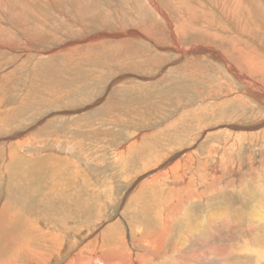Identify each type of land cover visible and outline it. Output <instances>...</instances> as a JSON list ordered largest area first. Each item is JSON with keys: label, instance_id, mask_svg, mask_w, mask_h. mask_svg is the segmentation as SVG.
<instances>
[{"label": "rangeland", "instance_id": "rangeland-1", "mask_svg": "<svg viewBox=\"0 0 264 264\" xmlns=\"http://www.w3.org/2000/svg\"><path fill=\"white\" fill-rule=\"evenodd\" d=\"M263 92L264 0H0V150L75 170L90 205L42 264H264ZM187 154L203 199L167 233L176 202L149 200L180 185L148 183Z\"/></svg>", "mask_w": 264, "mask_h": 264}, {"label": "bare ground", "instance_id": "bare-ground-1", "mask_svg": "<svg viewBox=\"0 0 264 264\" xmlns=\"http://www.w3.org/2000/svg\"><path fill=\"white\" fill-rule=\"evenodd\" d=\"M156 10L160 12L162 9L156 7ZM226 66L228 69H231L230 66ZM253 94L258 97L256 93ZM25 143H29L27 138L24 141L19 140L13 143V145L21 148ZM131 144L125 147L123 153H126L128 149H133L139 143L133 141ZM9 150V153H7L6 149L4 151L0 150V179L7 177L8 181L6 185V200L3 201L5 203L0 209V233L4 235V247L7 250L1 246L0 249H2V252H6L10 258L6 259L3 264L13 263L14 259L21 256L31 261L35 260V262L38 259L40 261L39 263L42 264V258L46 256L45 251H53L59 245L51 247L50 244H52L53 239L57 238L60 240L62 231L71 229L69 226L70 223L78 219V211H84L85 208L89 210L90 205L88 199L86 202L81 201V194L77 192L78 190L74 186L75 178L77 177L75 170L65 171L60 169L59 165L47 164L51 160L50 158L27 159L21 153H16V150L12 149V147H9ZM175 160H172L173 162L166 166L163 172H160L158 176L148 183L150 185H156L158 184L157 181L159 178H162L166 183L172 181L180 185V188H177L176 191L171 189L169 192V194L176 196L174 201H171L170 195L168 197L166 196V198L155 197L149 200V202L153 203L149 204V208L156 209L163 207V209L155 212L156 217L162 216L168 207L167 203L176 202L174 211L169 213L165 219L167 233L170 231L173 221L178 218L179 212H183L181 208L184 201L193 202L203 199L202 195L199 194L202 190L197 193L192 189V184L194 185L195 182L194 178H196L193 176L194 173H192L195 167L192 156L187 154L179 158V160ZM84 183L85 193H88L87 183ZM206 185H208V182ZM66 189L70 193L66 192ZM89 192H91L90 188ZM90 195L96 196L92 193ZM92 202L94 201L92 200ZM93 210H95V207ZM49 222L55 225V235L48 234L44 231L46 224ZM40 239L43 243L39 242ZM48 240L51 241L47 243ZM130 245L132 250L136 251L132 242ZM84 251L87 254L79 253V255H85L92 263L98 257L99 260L103 258L99 254L100 251L96 250L92 252L89 244H86ZM129 253L135 261L134 256L136 253H133L134 255L131 251ZM82 262V258L76 256L69 264H81Z\"/></svg>", "mask_w": 264, "mask_h": 264}, {"label": "crops", "instance_id": "crops-1", "mask_svg": "<svg viewBox=\"0 0 264 264\" xmlns=\"http://www.w3.org/2000/svg\"><path fill=\"white\" fill-rule=\"evenodd\" d=\"M156 7H157V6H156ZM157 8H158V7H157ZM159 9H160V8H159ZM223 60H224V63L227 64V62L225 61V59H223Z\"/></svg>", "mask_w": 264, "mask_h": 264}]
</instances>
